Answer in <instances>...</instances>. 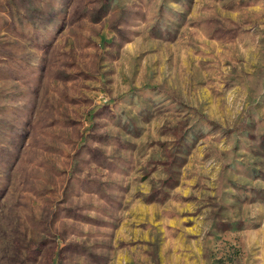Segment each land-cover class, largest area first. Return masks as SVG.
I'll use <instances>...</instances> for the list:
<instances>
[{
  "label": "rangeland",
  "instance_id": "rangeland-1",
  "mask_svg": "<svg viewBox=\"0 0 264 264\" xmlns=\"http://www.w3.org/2000/svg\"><path fill=\"white\" fill-rule=\"evenodd\" d=\"M0 264H264V0H0Z\"/></svg>",
  "mask_w": 264,
  "mask_h": 264
}]
</instances>
